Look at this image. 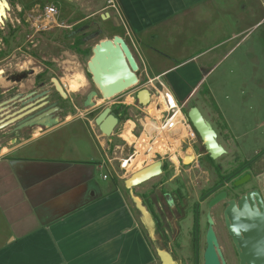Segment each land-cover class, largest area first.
<instances>
[{
	"label": "crops",
	"instance_id": "0c3cea01",
	"mask_svg": "<svg viewBox=\"0 0 264 264\" xmlns=\"http://www.w3.org/2000/svg\"><path fill=\"white\" fill-rule=\"evenodd\" d=\"M114 1L147 78H160L184 106L202 88L209 55L264 21V0H256L259 11L253 0ZM213 14L230 17L232 32H221V22L200 29ZM94 134L79 119L1 148L0 264H162L125 193L100 183L102 152Z\"/></svg>",
	"mask_w": 264,
	"mask_h": 264
},
{
	"label": "flooded vegetation",
	"instance_id": "af4514ba",
	"mask_svg": "<svg viewBox=\"0 0 264 264\" xmlns=\"http://www.w3.org/2000/svg\"><path fill=\"white\" fill-rule=\"evenodd\" d=\"M67 1L0 0V109L4 110L0 125L13 123L0 131V147L26 144L36 129L45 133L68 121L66 102L70 97L63 98L53 87L52 79H58L65 90L68 86L51 75V66L59 67L65 62L62 59L67 54L68 38L73 40L75 51L88 56L90 61L95 47L103 40L86 51L84 46L105 32L111 35L110 40L119 36L130 47L126 32L122 36L108 28L93 30L82 26L68 33ZM51 8L54 12H50ZM52 43L55 51L50 48ZM52 53L60 55L53 57ZM88 64L87 79L96 90L88 91L86 109L94 108L97 100L104 103ZM78 77L83 87L85 78ZM186 106H182V112L191 133L173 148L174 155L156 154L155 160L141 169L156 166L157 171L140 185L127 189L129 213L139 223L149 249L160 261L161 255L167 253L177 264H187L188 260L194 264L202 260L204 264L212 230L218 243L216 250L221 251L226 263L238 259L240 264L229 233L227 212L230 202L238 205L242 196L253 191L259 194L257 209L264 212V120L255 121L250 141L245 131L242 136L235 135L219 112L212 109L211 113H204L198 108L225 150L213 158L188 116L196 106L192 105L185 114ZM111 111L119 124L115 109ZM127 174L130 179L135 172L129 174L127 170ZM138 204L147 215L138 209ZM218 255L221 259L219 252Z\"/></svg>",
	"mask_w": 264,
	"mask_h": 264
},
{
	"label": "rangeland",
	"instance_id": "374dc122",
	"mask_svg": "<svg viewBox=\"0 0 264 264\" xmlns=\"http://www.w3.org/2000/svg\"><path fill=\"white\" fill-rule=\"evenodd\" d=\"M109 1L110 0H68V33H70L71 29H76V27L88 26L93 30L108 28L111 29L112 32H119L124 36L126 32L125 29L120 25L121 23L117 24L119 23L117 18L120 16L115 9L110 8ZM252 4L254 8L259 11V2L253 0ZM217 17L216 14H213L210 20L211 23H209V21L204 22L199 26L200 29L206 27L218 29L215 22H221V32L228 34L232 32L231 30L235 28V26L232 25L230 17H221V20L217 19ZM256 22L257 21L252 20L250 23L252 25L256 24ZM237 28L239 29V27ZM106 39H111V35H108L107 32H105V35L99 36L96 40L87 41L84 46L85 51L88 50V47H94L98 41ZM131 39L132 37L129 39V45ZM227 42L228 43L214 52L213 56L209 55L211 59L204 62L205 67L203 70L204 80L202 88L183 111L187 114L188 108L192 105H195L204 113H211V110L214 109V111L224 116V120L229 128L235 132V135L242 136V133L245 131L248 134L247 140L251 141L253 125L256 122L264 120V21L259 26L252 27L240 38H233ZM72 43L73 40L68 38L67 46L65 47L67 54L64 56V59H62V61L64 60L65 62L59 67L51 66V75L61 79L63 85L66 79L76 80L78 76L85 78L84 86L78 87L75 92H71L65 87L70 97L66 102L68 121L76 122L77 119H86V122L89 123L88 125L95 131V141L102 152L101 163L103 168H101V170L96 169L100 183L109 187L118 186L127 196V188L125 187V180L128 179L127 170H129L130 174L131 171L135 172L137 169L136 164H133L135 166L132 164L130 166L129 164L127 168V159L129 156H132L133 160L140 161L136 163L141 167H145L146 161L149 160V157L146 155L144 159H138L142 157V154L138 152L137 155H134L136 151L135 143H129L123 137V134L127 131L128 121H131L130 126H132V128L134 125L136 127L132 133L134 137L139 138L142 133L145 116L141 109L144 107L138 104L137 95L141 90L147 89V72L143 67L142 61L137 59L138 54L131 44V50L140 67L137 73L140 83L124 94L109 101H104L103 104H99V100H97L94 108L86 109L84 107V101L88 91L96 90L92 82L87 79L86 75L87 64L90 58L86 55L81 56L76 52L72 47ZM211 43L213 44L214 40L211 41ZM54 47L56 46L52 43L50 47L52 51H55ZM52 55L53 57L54 55L59 56L60 53H52ZM166 62L169 63L167 59ZM37 71H39L38 68ZM123 102H125L126 105H123ZM127 104H129V106H127ZM178 104L183 106L181 103ZM209 108L210 110H208ZM106 109H115V111H119L120 113L124 112V119L127 118L126 121L120 119V123L110 136L102 134L95 123L98 116ZM214 111L212 113H215ZM111 114L114 115L112 111ZM132 123H134V125ZM81 146L88 148L86 140H82ZM4 147L5 146L0 147V150ZM230 148L232 147L230 146ZM104 175L108 177L106 180L107 183L103 180ZM229 247H231V245H229ZM186 262L187 264H194L193 260H188ZM231 263L239 264V261L238 259H233ZM200 264H203L202 260Z\"/></svg>",
	"mask_w": 264,
	"mask_h": 264
},
{
	"label": "water",
	"instance_id": "95a60500",
	"mask_svg": "<svg viewBox=\"0 0 264 264\" xmlns=\"http://www.w3.org/2000/svg\"><path fill=\"white\" fill-rule=\"evenodd\" d=\"M109 16V14H108ZM93 80L102 93V99L109 101L140 83L137 75L140 70L137 59L124 39L116 36L113 40L101 41L94 49V57L88 64ZM53 87L65 99L69 98L67 91L56 78L52 79ZM138 104L147 107L151 101V93L147 89L141 90L137 95ZM4 110L0 109V123ZM189 119L203 138L207 149L213 158L225 153L217 142V134L211 124L205 120L200 110L193 107L189 111ZM102 134L110 136L118 125L117 118L111 114V109L102 112L95 121ZM12 121L0 125V131L12 125ZM160 171V168H158ZM157 171L156 166L145 168L125 180V187L131 189L150 178L152 172ZM260 203L257 191L249 192L241 197L238 205L230 202L231 208L227 212V225L229 233L239 253L240 264H264V212L257 209ZM238 206V208H237ZM138 209L146 214L143 207ZM238 215V216H237ZM209 246L206 251L204 264H227L221 251L218 255V243L212 230L208 238ZM163 264H177L167 253L161 255Z\"/></svg>",
	"mask_w": 264,
	"mask_h": 264
},
{
	"label": "built area",
	"instance_id": "2783aa9c",
	"mask_svg": "<svg viewBox=\"0 0 264 264\" xmlns=\"http://www.w3.org/2000/svg\"><path fill=\"white\" fill-rule=\"evenodd\" d=\"M110 8L115 9L119 16L118 20L120 25L123 26L127 35L131 38V33L129 27L123 18L119 7L116 5L114 0L109 1ZM50 12H54V9L51 8ZM147 90L151 93V101L147 107L142 108L144 118V126L140 137L143 134L147 135V141L144 143L146 155L149 157V160L146 161L145 166L155 160L156 154H159L161 157H167L168 155H174L172 153L173 148L183 141L186 136L191 133L190 125H188L184 119L182 106H180L176 100L173 93L169 90L167 85L161 81L160 78H148ZM164 94L166 97H164ZM164 97L163 101L162 98ZM172 98V101H171ZM164 102V104L162 103ZM129 106V104H127ZM165 106V108H163ZM155 108L154 112H159V114H154L152 109ZM131 121H128L127 125ZM134 125V123H132ZM135 125L131 129L133 133L135 130ZM139 137V138H140ZM136 151L134 155H137L138 149L135 144ZM145 156V157H146ZM132 156H129L127 159V167L132 160ZM126 161V160H125ZM103 168V165H100ZM104 178L108 177L104 175Z\"/></svg>",
	"mask_w": 264,
	"mask_h": 264
},
{
	"label": "bare ground",
	"instance_id": "6f19581e",
	"mask_svg": "<svg viewBox=\"0 0 264 264\" xmlns=\"http://www.w3.org/2000/svg\"><path fill=\"white\" fill-rule=\"evenodd\" d=\"M77 77V76H76ZM65 82V84L68 86V88L70 89V91L71 92H75L76 90H77V88L79 87H81L82 86V83H81V81H80V79H79V77L76 79V80H69V79H67V80H65L64 81ZM164 97H166L165 96V94H164ZM164 97L162 98V101H163V99H164ZM102 101V100H101ZM171 101H172V98H171ZM163 104H164V102H162ZM163 108H165V106L163 107ZM152 111L154 112L155 111V108H153L152 109ZM159 114V112H154V114ZM131 129H132V126H130V124H128L127 125V131H125V133L123 134V137H124V139L125 140H127L129 143H135L136 144V146H137V149H138V151H140V153L142 154V157H140V158H138V159H144V152H145V147H144V143H146V141H147V135L146 134H143L142 135V137H140V138H136V137H134L133 136V134H132V132H131ZM131 162H132V165L133 164H136V170H135V173H137V172H139V171H141V169L143 168V167H141L140 165H138L136 162H140V161H135V160H131ZM138 165V166H137ZM131 166V165H130ZM133 166H135V165H133ZM132 172V171H131Z\"/></svg>",
	"mask_w": 264,
	"mask_h": 264
},
{
	"label": "trees",
	"instance_id": "16d2710c",
	"mask_svg": "<svg viewBox=\"0 0 264 264\" xmlns=\"http://www.w3.org/2000/svg\"><path fill=\"white\" fill-rule=\"evenodd\" d=\"M115 113L119 116V118L120 119H124V112H122V113H120L119 111H115ZM119 113H120V115H119ZM127 120V118L126 119H124V121H126Z\"/></svg>",
	"mask_w": 264,
	"mask_h": 264
}]
</instances>
